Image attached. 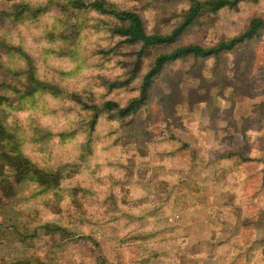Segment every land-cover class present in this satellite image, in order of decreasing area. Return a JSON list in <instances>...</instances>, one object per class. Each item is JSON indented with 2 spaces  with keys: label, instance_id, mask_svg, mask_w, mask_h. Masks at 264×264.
I'll list each match as a JSON object with an SVG mask.
<instances>
[{
  "label": "trees",
  "instance_id": "16d2710c",
  "mask_svg": "<svg viewBox=\"0 0 264 264\" xmlns=\"http://www.w3.org/2000/svg\"><path fill=\"white\" fill-rule=\"evenodd\" d=\"M263 4L264 0H144L140 10L114 0H0V208L16 214L15 200L21 195L25 233L14 232L22 239L43 235L58 242L61 235L66 240L44 259L26 264L57 261L69 244L82 241L99 250L95 239L78 236L83 213L66 210L65 203L75 201L78 193L87 202L98 197L96 202L107 214L90 219L92 226L121 221L128 226L172 211L173 189L181 174L177 169L193 167L191 156L179 154L193 153L191 143L176 144L173 171L163 177L169 182L153 176L129 154L148 135L172 140V133L187 123L198 135L221 141L224 149L236 133L247 137L253 132L247 146L258 152L256 157L229 150L215 162L247 169L258 164L246 179L256 183L255 194L262 193L264 69L262 75L252 76L247 66L254 56H264V16L251 11ZM80 12L94 13L105 23L109 36L102 44L87 47L88 35L81 26L62 21V16ZM48 13L55 19L44 17ZM148 15L153 17L149 24ZM28 34L52 52L49 62L37 65L26 42ZM97 60L102 68H97ZM204 61L218 66L202 78ZM234 65L239 66L237 72ZM73 78L94 92L92 104L62 106L61 99L76 98L74 91L65 89ZM129 119L138 125L129 132L133 142L121 134L120 124ZM50 144L61 147L64 156L52 155L57 166H40L35 154ZM69 144L75 148L72 153ZM100 181L106 183L102 192L94 185ZM237 182L224 178L220 185L230 183V190L237 191ZM123 195L130 198L125 209ZM205 213L193 223L197 235L193 232L191 240L179 236L176 227L162 239L146 228L122 244L134 264H264V238L241 240L239 208L215 206ZM249 215L264 220L261 208ZM100 262L120 264L118 257Z\"/></svg>",
  "mask_w": 264,
  "mask_h": 264
},
{
  "label": "rangeland",
  "instance_id": "374dc122",
  "mask_svg": "<svg viewBox=\"0 0 264 264\" xmlns=\"http://www.w3.org/2000/svg\"><path fill=\"white\" fill-rule=\"evenodd\" d=\"M114 1L120 6H134L140 10L144 9V0H132L129 2L126 0ZM251 11H256L264 16V4L251 7ZM44 17L55 19L52 13H48ZM152 20L153 17L148 15L147 23L149 24ZM62 21L81 26L82 31L88 35L86 45L89 48L102 44L109 36L108 32L104 29L105 23L94 13H69L62 16ZM96 28H99V31ZM26 42L32 48V54L35 57L37 65L51 60L52 52L47 51V47L44 46L42 41L28 34ZM222 61L223 59L220 60L218 65ZM204 62L202 71L205 72L202 78L218 66H215L212 61ZM102 66L103 63L97 60V68H102ZM65 67L67 70L72 68L70 64H67ZM263 69L264 56L256 55L248 64L247 73L252 76L262 75ZM238 70L239 66L234 65L233 72H237ZM52 72L56 75L55 70ZM65 89L66 91H74L73 93L76 94V98L73 101L68 97L61 99L63 107H70L75 104L76 108H78L77 104H80L79 102L87 104L94 102L95 94L83 80L70 79L65 83ZM47 98L49 104L56 107L51 97ZM40 117L45 124L49 123L42 114ZM63 117L64 112L60 111L59 118ZM22 118L24 119V117ZM260 120L264 123V117L260 118ZM120 126L123 128L121 134L124 139L128 142H133V136L129 132L138 130V125L132 119H129L125 124H120ZM252 134L253 132L244 137L242 134L236 133L233 137L234 141L225 146V149L221 146L223 144L221 141L209 136L198 135L195 129L190 128V123H187L183 130L172 133V140H161L159 134L148 135L150 138L146 139L145 143L129 155L133 154L137 161L142 162L145 164L143 166H147L152 170L153 176L161 179H164L167 173L173 171L172 160L176 156L174 152L176 144L181 143L182 140H188L192 145L191 148L194 149L193 153L183 151L179 154V156L184 157L191 156L193 167L189 169L180 167L177 169L181 174L178 186L175 185L176 188L173 189L176 196L173 200L172 211H167L164 215L162 214L155 218L148 217L128 226H124L122 221L118 224L92 226L94 224H88L90 219L92 221L94 219H103L107 214L96 202L98 197L92 198L87 202L80 199L78 193L75 201H67L65 203L66 210L71 214L77 211L83 213V217L77 225L80 227L82 234L78 236H87L95 239L99 243V250L93 248V244H88L87 241L72 243L69 244L66 254L59 256L57 261L50 260L49 264H100L102 258L114 262L116 257L119 258L120 264H134L131 254L122 244L125 239L146 228H149L158 239L167 238L171 236L174 227H176L179 236L183 239L188 237L191 240L192 233L196 234L195 228L192 226L193 223L201 221L203 216L206 215L205 211L215 206L240 209L241 219L238 217L237 228L242 242L255 238H264V220H256L257 215L253 218L249 215V213L254 215L257 208H261L262 213H264V189L261 194H255L257 191L256 183L251 178L249 180L246 179L253 170L258 168V164L250 165L247 169L242 167V165L227 163L225 161L215 162V159L221 152L229 150L240 151L244 155H248L249 152L253 158L256 157L258 152L254 148L249 149L247 146V142ZM68 149L72 153L75 148L73 144H69ZM55 154L57 158L61 159L64 156V151L61 147H54L50 144L40 148L35 155L40 166L50 167L58 165L56 160L52 159V155ZM194 163L196 166H194ZM198 166H203L204 169L200 168L198 170ZM215 166H217V172L213 173L211 170ZM224 178H231L236 182L238 180L237 184L240 190L231 191L229 187L230 183L220 185V181ZM244 184L248 185L247 189ZM94 185L102 192L106 183L100 181L94 183ZM252 193L255 196H252ZM119 196L122 197V195ZM17 198L15 200L16 214H13L15 213L13 209L3 210L0 208V264H26V261L44 259L52 251L51 249L62 247L64 245L63 242L66 241H63L61 235L58 236V242H49L48 238L43 235H39L36 238L22 239V236L16 232L25 233L22 230L25 214L21 210L23 198L21 195ZM123 198L125 199L123 209H125L130 205V198L124 195ZM138 204V201L134 202V205L138 206ZM245 213L250 218L245 219ZM188 229H190L189 235L186 234V230ZM72 239H75V237ZM72 239L68 238V241Z\"/></svg>",
  "mask_w": 264,
  "mask_h": 264
},
{
  "label": "clouds",
  "instance_id": "9594fccd",
  "mask_svg": "<svg viewBox=\"0 0 264 264\" xmlns=\"http://www.w3.org/2000/svg\"><path fill=\"white\" fill-rule=\"evenodd\" d=\"M117 59H119V57L117 58ZM115 63V62H114ZM120 72H122V70H120V69H118L117 70V74H119ZM137 93H133V95H136Z\"/></svg>",
  "mask_w": 264,
  "mask_h": 264
}]
</instances>
